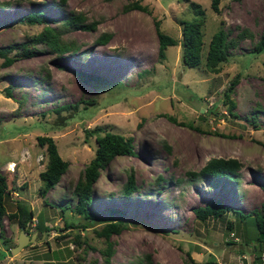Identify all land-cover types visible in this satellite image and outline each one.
Wrapping results in <instances>:
<instances>
[{"label":"rangeland","instance_id":"rangeland-1","mask_svg":"<svg viewBox=\"0 0 264 264\" xmlns=\"http://www.w3.org/2000/svg\"><path fill=\"white\" fill-rule=\"evenodd\" d=\"M132 1L148 12L125 10ZM192 2L205 11L203 57L221 22L228 38L243 29L252 33V39L228 49V60L218 73L206 72L204 65L184 66L179 45L169 46L165 59L158 57L154 20L167 35L180 39V20H201L193 13ZM219 8V13L214 12L210 0H0V48L27 42L42 31V24L17 21L31 11H41L53 28L72 11L83 12L87 22H100L95 31L64 35L78 46L74 53L56 55L38 43L34 56L21 57L8 67L1 65L0 58V172H7L1 168L4 163L17 162L9 147L25 148V165L18 162V169L25 170V188L18 187L15 198L11 195L15 191L11 192L7 210L14 211L16 199L24 202L35 216L25 232L36 234L35 242L13 254L20 228L4 216L0 264H104L106 242L95 233L98 223L86 230L65 227L86 221L74 212L73 187L94 157L95 137H86L85 130L95 126L132 137L136 153L112 159L93 187L90 212L124 224L110 236L109 264H133L139 259L143 264H191L187 253L196 262L255 264L260 254L254 250L255 214L241 219L238 212H258L264 202V51H251L264 29V0H221ZM103 32L111 33L110 40L95 43ZM71 69L106 82L85 84ZM236 75L239 82L230 96L235 103L230 113L224 91ZM8 87L13 98L6 97ZM194 99L200 101L202 113L192 106ZM89 100L95 104H88ZM42 135L54 139L69 163L44 198L38 194L42 185L38 172L44 169L46 156L36 143V136ZM213 157L241 162L236 182L216 184L188 175ZM130 171L138 190L124 198L121 188ZM215 199L228 205L229 212L200 221L194 208ZM36 219L51 229L40 234ZM227 220L237 223L229 228ZM77 233L87 240L77 245ZM56 251H61L59 259L53 257Z\"/></svg>","mask_w":264,"mask_h":264},{"label":"trees","instance_id":"trees-1","mask_svg":"<svg viewBox=\"0 0 264 264\" xmlns=\"http://www.w3.org/2000/svg\"><path fill=\"white\" fill-rule=\"evenodd\" d=\"M220 1L221 0H210V7L216 13H219L220 11ZM59 2L64 3L65 0H59ZM191 7L195 15L201 16V20L192 22L180 20V39H176L167 35L161 30L160 22L158 20H154L158 38V57L160 59H165L166 49L169 46L179 45L181 48V61L184 66L188 68L200 69L204 65V68L202 69H204L206 72L218 73L220 71L221 64L228 60V49L230 47L234 48L241 40L246 38L252 39V33L243 29L239 31L234 37L228 38L229 32L224 30L221 22L218 30L211 35V38L207 44L205 56L203 57L204 33L202 17H204L205 11L200 7L199 4L194 2L191 3ZM128 9L148 12L147 7L138 3V1H132L130 4L125 6V10ZM16 19L20 23H26L29 25L42 24L44 26L41 32L32 36L27 42L17 44L15 43L0 48V58L3 59L1 65L5 67L12 65L21 57L34 56L35 53L39 51L36 48L38 43L54 51L56 55H61L62 53L67 52L74 53L78 51V46L73 45L71 40L65 39L64 35L73 30L95 31L100 23L99 20L87 22L85 14L83 12L76 11H72L68 18L64 19L63 21H59L57 26L54 28L47 25L51 19L45 17L39 10L23 14ZM110 36L111 33L103 32L96 38L95 43L105 44L110 40ZM251 51L254 53H260L264 51V29L261 32L259 39L253 45ZM71 72H73V74L85 84H103L106 82V79L92 73H85L75 69H71ZM238 82L239 76L236 75L229 82L228 87L224 91V103L229 105L228 111L230 113H232V108L235 106V103L230 98V96ZM10 90V87L6 88L5 90L7 98H13ZM18 103L19 106L22 105L21 100L18 101ZM87 103L94 105L95 100H89ZM67 107L68 106L59 107L55 111L59 112V110L67 109ZM73 107L76 109L78 106L74 105ZM167 117L171 122L177 123L175 117L169 115ZM62 121L64 123L65 119ZM85 134L86 137H95L96 150L94 157L84 167L82 174L74 184L73 194L77 201L73 209L76 214L82 216L86 221L81 224L66 223L65 227L66 229L79 227L81 230H86L88 227H93L95 223H98L100 228L95 229V233L97 236L104 237L106 247L102 251V255L104 258V264H109V259L113 252L112 242L109 241L110 236L112 233H118L124 224L117 220L98 218L96 215L90 212L89 206L93 200V187L100 177V171L106 169L112 159H114L116 156H133L136 153L134 152L132 137H125L121 134L108 131L103 126H95L92 129H87L85 130ZM36 143L39 147L44 149L46 156L45 161L43 160L44 169L38 174L39 179L42 181V185L38 189V194L40 197L44 198L48 190L52 189L60 181L61 176L68 169L69 163L59 154L56 142L52 137L47 135L36 136ZM166 148L170 147L167 146ZM241 167L242 164L237 158L225 159L221 157H213L206 161V163L197 172H188V175L193 179H208L216 184L223 180L233 183L237 181L236 176L238 175ZM16 178V175L10 174L8 172H6L4 175L0 172V225L2 218L7 215L8 218L16 221L19 228L23 227L26 231H28L29 224L35 217L33 211L19 199L15 200V209L13 212H8L7 210V201L10 200L9 195L11 192L16 191L18 187L21 189L25 188L26 182L17 185L14 182ZM8 179L10 180L9 182ZM262 188L264 190V187ZM137 190L138 186L136 185L134 173L130 171L127 175L126 182L121 188L122 196L124 198L129 197ZM43 202L46 203L45 200ZM229 210L230 207H228V205H224L219 199H215L214 201L207 202L202 207L199 206L194 208L193 212L200 221H205L208 218L218 219L226 212H229ZM235 213L236 211L233 212V214ZM238 214H242L241 219L255 214V227L258 233V235H256L254 238V241L257 244L255 249H258L260 252H262L264 249V202L262 203L258 212L253 210L246 214L241 212H238ZM238 221L242 222L241 220ZM236 223L237 222H235V220H227L226 226L232 228ZM36 227L40 234H42V232H48L51 229L45 225V222H42L39 219H36ZM0 235H2L1 231ZM74 240L78 245L81 243V241L83 242L87 239H81L80 233H77L74 236ZM187 255L191 264H219L217 260L214 259L196 262L192 257H190V253H187ZM60 256L61 251L53 252L54 259H59ZM145 260L146 262L149 261L148 255L145 257ZM254 263H257L256 260ZM262 263H264V260L261 262V264ZM133 264H143V259H139L133 262Z\"/></svg>","mask_w":264,"mask_h":264},{"label":"water","instance_id":"water-1","mask_svg":"<svg viewBox=\"0 0 264 264\" xmlns=\"http://www.w3.org/2000/svg\"><path fill=\"white\" fill-rule=\"evenodd\" d=\"M192 106L195 109H198L199 112H203L204 110L202 108H199L200 105V101L198 99H194V100H190ZM203 104L206 106L207 103L203 102ZM35 237L36 234H33L31 236H28L27 233L25 232V229L23 227L20 228V236L18 238V242L17 244L12 248V252L13 254H15L16 252H19L23 247H25V245H27L28 243H33L35 242ZM264 260V249L262 251V256H260L257 259V264H261V262Z\"/></svg>","mask_w":264,"mask_h":264},{"label":"crops","instance_id":"crops-1","mask_svg":"<svg viewBox=\"0 0 264 264\" xmlns=\"http://www.w3.org/2000/svg\"><path fill=\"white\" fill-rule=\"evenodd\" d=\"M7 150H13L14 152H13V154H15V158H16V160H17V162H16V165L17 166H15V169H14V171H8L7 169H6V166L3 164L2 165V169L3 170H5V171H7L8 173H10V174H13V175H16V184H18V185H20L21 183L19 182L20 180H22V181H24L25 182V170H21V168L20 169H18V167H19V165H18V162L19 161H22V163H23V166L25 165V148H16L15 149V147H9ZM9 163V162H8ZM7 165V164H6ZM27 166H29L28 164H27ZM23 169V168H22ZM38 174H39V172H38ZM23 182V183H24ZM17 194V195H16ZM15 196H18V193L15 191L14 192V194H12V197H15ZM255 250V252H257V251H259L258 249H254ZM259 255H257L256 256V259H258V256H262V253L259 251ZM255 259V258H254ZM257 261V260H256ZM257 264V263H256ZM263 264V263H262Z\"/></svg>","mask_w":264,"mask_h":264},{"label":"built area","instance_id":"built-area-1","mask_svg":"<svg viewBox=\"0 0 264 264\" xmlns=\"http://www.w3.org/2000/svg\"><path fill=\"white\" fill-rule=\"evenodd\" d=\"M15 166H16V163L10 162L6 165V169L12 171L14 170Z\"/></svg>","mask_w":264,"mask_h":264},{"label":"clouds","instance_id":"clouds-1","mask_svg":"<svg viewBox=\"0 0 264 264\" xmlns=\"http://www.w3.org/2000/svg\"><path fill=\"white\" fill-rule=\"evenodd\" d=\"M10 163V162H9ZM8 171H10V170H8ZM12 171H14V170H12Z\"/></svg>","mask_w":264,"mask_h":264}]
</instances>
